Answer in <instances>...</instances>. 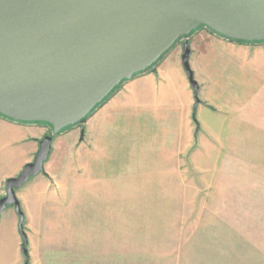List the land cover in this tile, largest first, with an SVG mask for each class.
Segmentation results:
<instances>
[{
	"label": "rangeland",
	"instance_id": "1",
	"mask_svg": "<svg viewBox=\"0 0 264 264\" xmlns=\"http://www.w3.org/2000/svg\"><path fill=\"white\" fill-rule=\"evenodd\" d=\"M252 77L251 113L203 98L217 118L207 128L193 98L187 127L183 104L157 107L106 168L78 170L42 225L23 220L22 264H264V105Z\"/></svg>",
	"mask_w": 264,
	"mask_h": 264
},
{
	"label": "water",
	"instance_id": "2",
	"mask_svg": "<svg viewBox=\"0 0 264 264\" xmlns=\"http://www.w3.org/2000/svg\"><path fill=\"white\" fill-rule=\"evenodd\" d=\"M205 28L226 39L264 41V0H0V116L45 123L33 160L5 181L0 213L43 172L54 135L81 123L121 84L153 66L178 42L193 88L188 37Z\"/></svg>",
	"mask_w": 264,
	"mask_h": 264
},
{
	"label": "crops",
	"instance_id": "3",
	"mask_svg": "<svg viewBox=\"0 0 264 264\" xmlns=\"http://www.w3.org/2000/svg\"><path fill=\"white\" fill-rule=\"evenodd\" d=\"M187 41L196 95L182 63L181 40L153 70L123 82L83 122L52 137L43 172L15 191L26 227L40 223L45 210L60 202L59 194L68 193L69 180L76 177L78 170L82 168L88 177L89 172L102 171L115 158L112 150L132 145L140 130L148 131V125L155 121L157 107L165 113L164 107L170 111L183 104V120L189 127L194 98L197 118L209 128L217 118L200 106V100L205 98L227 114L234 108L239 113L247 112L246 108L253 103L252 72L258 75L257 98L264 105V44L252 47L230 42L205 28L194 31ZM182 96L185 103H181ZM170 113L168 121H181L179 110ZM48 130L46 124L14 122L0 116V198L5 194L6 179L17 175L33 160L39 141ZM20 237L19 216L13 206H7L0 213V264H22Z\"/></svg>",
	"mask_w": 264,
	"mask_h": 264
},
{
	"label": "trees",
	"instance_id": "4",
	"mask_svg": "<svg viewBox=\"0 0 264 264\" xmlns=\"http://www.w3.org/2000/svg\"><path fill=\"white\" fill-rule=\"evenodd\" d=\"M208 30V29H207ZM211 33H213V34H215L214 32H212V31H210ZM216 35V34H215ZM217 36H219V35H217ZM219 37H222V36H219ZM222 38H224V37H222ZM224 39H226V38H224ZM227 40H229V41H232V42H236V43H242V44H248V45H259V44H264V41H262V42H240V41H234V40H230V39H227ZM166 54L167 53H165L153 66H151L150 68H148L146 71H143V72H141V73H139V74H142V73H146V72H148V71H151V70H153L156 66H157V64L158 63H160L161 62V60L166 56ZM116 89L117 88H115L109 95H108V97H110L115 91H116ZM107 97V98H108ZM13 121V120H12ZM23 230H24V227H23ZM23 254H24V256H25V258H27L28 257V253H27V250L26 251H24L23 252Z\"/></svg>",
	"mask_w": 264,
	"mask_h": 264
}]
</instances>
